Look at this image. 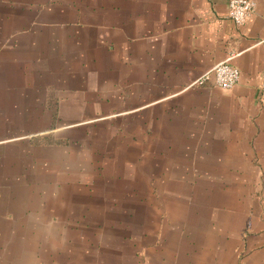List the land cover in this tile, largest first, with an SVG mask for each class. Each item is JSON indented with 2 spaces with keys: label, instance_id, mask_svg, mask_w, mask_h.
I'll list each match as a JSON object with an SVG mask.
<instances>
[{
  "label": "crops",
  "instance_id": "1",
  "mask_svg": "<svg viewBox=\"0 0 264 264\" xmlns=\"http://www.w3.org/2000/svg\"><path fill=\"white\" fill-rule=\"evenodd\" d=\"M230 1L0 0V178L17 195L37 193L38 177L53 194L77 179L79 193L106 162L141 186L159 178L157 193L173 183L160 178L198 173L252 178L264 197V0L241 27ZM231 57L241 72L233 90L195 85ZM249 208L254 234L264 201L253 196ZM253 234L202 246L193 237L191 264H264V234ZM161 238L141 240L139 264H152L160 241L182 248Z\"/></svg>",
  "mask_w": 264,
  "mask_h": 264
},
{
  "label": "rangeland",
  "instance_id": "2",
  "mask_svg": "<svg viewBox=\"0 0 264 264\" xmlns=\"http://www.w3.org/2000/svg\"><path fill=\"white\" fill-rule=\"evenodd\" d=\"M100 166L108 171L94 181L86 179L79 193L77 179H69L74 184L68 182L62 193L53 194L50 179L38 177L35 188L29 187L37 193L17 195L10 190L12 181L0 178V188L6 189L1 201L0 264H139L145 237L149 242L152 237H178L174 239L182 246L169 253L160 241L161 252L157 248L152 264H159V259L162 264H191L188 241L195 237L194 244L202 246L203 237L253 234L245 225L249 204L253 196L264 201L252 193L249 177L218 179L197 173L196 178H160L173 183L157 193L159 178L151 179L154 186H141L147 180L139 176H114L120 173L114 163ZM11 169L9 163L6 173ZM258 234H264V228L253 235Z\"/></svg>",
  "mask_w": 264,
  "mask_h": 264
},
{
  "label": "built area",
  "instance_id": "3",
  "mask_svg": "<svg viewBox=\"0 0 264 264\" xmlns=\"http://www.w3.org/2000/svg\"><path fill=\"white\" fill-rule=\"evenodd\" d=\"M255 9L256 2L254 0H231L229 3L228 17L236 26L241 27L252 17ZM232 59L233 57L217 64L211 70L204 73L195 85H204L213 81L217 87L225 91L233 90L240 82L241 72L232 65Z\"/></svg>",
  "mask_w": 264,
  "mask_h": 264
}]
</instances>
